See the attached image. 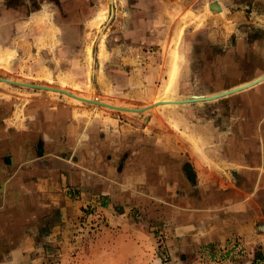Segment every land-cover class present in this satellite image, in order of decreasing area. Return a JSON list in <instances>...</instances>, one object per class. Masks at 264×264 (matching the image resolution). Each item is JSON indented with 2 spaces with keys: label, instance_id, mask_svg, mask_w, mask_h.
<instances>
[{
  "label": "rangeland",
  "instance_id": "1",
  "mask_svg": "<svg viewBox=\"0 0 264 264\" xmlns=\"http://www.w3.org/2000/svg\"><path fill=\"white\" fill-rule=\"evenodd\" d=\"M0 77V264H264L248 154L232 228L170 239L204 184L189 131L264 86V0H0Z\"/></svg>",
  "mask_w": 264,
  "mask_h": 264
},
{
  "label": "crops",
  "instance_id": "2",
  "mask_svg": "<svg viewBox=\"0 0 264 264\" xmlns=\"http://www.w3.org/2000/svg\"><path fill=\"white\" fill-rule=\"evenodd\" d=\"M238 101L237 107L233 106L232 117H225V123L232 124L227 131H212L210 129L189 131V135L194 139L200 138L199 146L196 145L197 142H194L193 145H188L186 150L193 155L191 161L195 170L194 180L198 184H204L195 187L196 191L192 192L191 198L187 197L190 193L187 188L185 189L183 208V227L185 228L173 226L171 229L173 233L170 234L172 241L180 238L181 235L177 233H183L182 236L187 241L189 237L200 242L211 241L212 239L203 236L205 234L201 233L202 230L208 236L214 237L217 234L219 236L224 234L227 226L229 230L232 228L231 219L234 208L231 207L229 201L225 203L227 207L220 208L221 200L218 192H226L224 188L229 187V183H232L234 179L232 169H238L235 164L242 161L241 155L248 154L249 162L258 164L255 169L246 170L247 178L244 173L240 174L241 179L245 180L243 183L248 186L264 188V158L263 160L258 159L261 156L264 157V86L245 93L242 92ZM173 144L175 143L173 142L169 147V154L172 153L171 155L174 156L176 153L173 152L175 149L172 148ZM220 148H223L222 152ZM158 149V155L162 154V148L158 147ZM159 166L160 164L158 168ZM227 190V194H231V188ZM105 191L112 193V189ZM221 211L225 213L224 220L217 218ZM251 214L247 208L244 217L247 218ZM236 226L240 225L236 224ZM191 227L195 229L190 230Z\"/></svg>",
  "mask_w": 264,
  "mask_h": 264
},
{
  "label": "bare ground",
  "instance_id": "3",
  "mask_svg": "<svg viewBox=\"0 0 264 264\" xmlns=\"http://www.w3.org/2000/svg\"><path fill=\"white\" fill-rule=\"evenodd\" d=\"M177 67L175 66L174 69L171 72L170 79H169V85L168 88L172 85L173 81L175 80V77L177 75Z\"/></svg>",
  "mask_w": 264,
  "mask_h": 264
},
{
  "label": "water",
  "instance_id": "4",
  "mask_svg": "<svg viewBox=\"0 0 264 264\" xmlns=\"http://www.w3.org/2000/svg\"><path fill=\"white\" fill-rule=\"evenodd\" d=\"M0 79H2V80H8V79H5V78H2V77H0ZM8 81H11V80H8ZM259 82H261V81H258V80H255L254 82H253V84H251L252 86L253 85H255V84H257V83H259ZM24 84H29V85H32V86H38V87H42V88H46L47 86H43V85H39V84H30V83H24ZM248 86H250V85H248ZM248 86H246V87H248ZM245 87V88H246ZM251 87V86H250ZM204 100L205 99H207V98H203Z\"/></svg>",
  "mask_w": 264,
  "mask_h": 264
}]
</instances>
